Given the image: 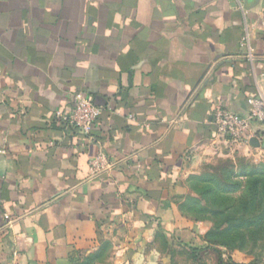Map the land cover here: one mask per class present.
Returning a JSON list of instances; mask_svg holds the SVG:
<instances>
[{"label":"crops","instance_id":"obj_1","mask_svg":"<svg viewBox=\"0 0 264 264\" xmlns=\"http://www.w3.org/2000/svg\"><path fill=\"white\" fill-rule=\"evenodd\" d=\"M73 92L101 107L88 134L56 116ZM259 95L264 0H0V264L108 246L119 264H169L202 235L184 180L225 147L214 107L245 115Z\"/></svg>","mask_w":264,"mask_h":264},{"label":"rangeland","instance_id":"obj_2","mask_svg":"<svg viewBox=\"0 0 264 264\" xmlns=\"http://www.w3.org/2000/svg\"><path fill=\"white\" fill-rule=\"evenodd\" d=\"M184 188L182 210L202 235L198 244L172 246L169 264H264L263 146L203 155L193 161ZM111 251L108 246L81 264H119Z\"/></svg>","mask_w":264,"mask_h":264},{"label":"built area","instance_id":"obj_3","mask_svg":"<svg viewBox=\"0 0 264 264\" xmlns=\"http://www.w3.org/2000/svg\"><path fill=\"white\" fill-rule=\"evenodd\" d=\"M247 112L240 115L220 105L212 111V122L215 126L216 139L225 147H235L250 144V126L261 123L264 127V95L251 96L247 100ZM70 108L64 113H56L66 125L83 134L90 133L94 123L101 114V107L95 100L81 92H73L69 99ZM264 129V128H263ZM263 134L256 137L260 139ZM9 224L10 217L3 215Z\"/></svg>","mask_w":264,"mask_h":264},{"label":"water","instance_id":"obj_4","mask_svg":"<svg viewBox=\"0 0 264 264\" xmlns=\"http://www.w3.org/2000/svg\"><path fill=\"white\" fill-rule=\"evenodd\" d=\"M250 144L255 146V147H258V146H263L264 147V133L262 135V137L260 139H257V138H252L251 141H250Z\"/></svg>","mask_w":264,"mask_h":264}]
</instances>
